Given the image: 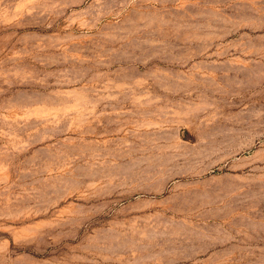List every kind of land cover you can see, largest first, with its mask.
Returning <instances> with one entry per match:
<instances>
[{
  "label": "rangeland",
  "instance_id": "1",
  "mask_svg": "<svg viewBox=\"0 0 264 264\" xmlns=\"http://www.w3.org/2000/svg\"><path fill=\"white\" fill-rule=\"evenodd\" d=\"M0 264H264V0H0Z\"/></svg>",
  "mask_w": 264,
  "mask_h": 264
}]
</instances>
